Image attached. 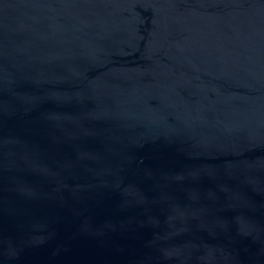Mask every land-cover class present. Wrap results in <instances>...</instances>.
<instances>
[{
  "label": "water",
  "instance_id": "water-1",
  "mask_svg": "<svg viewBox=\"0 0 264 264\" xmlns=\"http://www.w3.org/2000/svg\"><path fill=\"white\" fill-rule=\"evenodd\" d=\"M0 264H264V0H0Z\"/></svg>",
  "mask_w": 264,
  "mask_h": 264
}]
</instances>
